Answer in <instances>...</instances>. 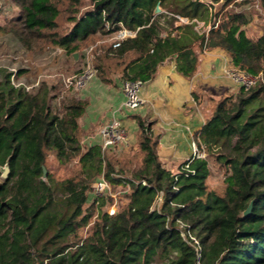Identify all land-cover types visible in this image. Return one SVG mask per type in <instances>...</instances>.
<instances>
[{"label":"trees","instance_id":"obj_1","mask_svg":"<svg viewBox=\"0 0 264 264\" xmlns=\"http://www.w3.org/2000/svg\"><path fill=\"white\" fill-rule=\"evenodd\" d=\"M15 1L19 15L0 24V35L31 54L59 47L68 60L90 39L133 31L96 53L100 76L111 64L121 67L122 80L144 82L173 57L190 78L197 47L219 48L260 78L215 102L197 136L205 156H190L173 171L158 157L151 122L134 116L140 138L128 160L98 144L84 149L86 101L76 91L45 79L26 90L11 81L26 70L0 67V166L9 165L0 177V264H264V34L247 35L243 12H213L200 0H89L83 12L84 0ZM157 2L162 11L153 15ZM259 4L264 12V0ZM59 18L72 25L61 30ZM181 18L186 22L177 25ZM199 22L208 29H196ZM51 158L76 167L55 178ZM211 163L223 172L220 188L208 183ZM99 177L127 187L113 214L103 195L90 193Z\"/></svg>","mask_w":264,"mask_h":264},{"label":"crops","instance_id":"obj_2","mask_svg":"<svg viewBox=\"0 0 264 264\" xmlns=\"http://www.w3.org/2000/svg\"><path fill=\"white\" fill-rule=\"evenodd\" d=\"M186 22L180 19L179 22ZM177 24V22H176ZM199 22L198 30H207V24ZM178 25V24H177ZM198 53L196 72L187 78L176 69L175 59L169 57L160 64L152 78L142 82L139 94L142 103L133 110L124 108L121 67L105 64L103 76L96 73L76 95L86 101L79 118L82 148L101 144L99 129L117 122L124 129L127 142L106 150L113 159L128 160L138 150L140 128L136 117L151 122V130L157 136V153L160 161L169 169L193 155L197 136L211 114L206 99L216 102L232 93L233 82L224 70L231 61L219 48ZM105 78V79H104Z\"/></svg>","mask_w":264,"mask_h":264},{"label":"rangeland","instance_id":"obj_3","mask_svg":"<svg viewBox=\"0 0 264 264\" xmlns=\"http://www.w3.org/2000/svg\"><path fill=\"white\" fill-rule=\"evenodd\" d=\"M210 1H212L213 12L220 11L221 9L224 12H243L249 20L245 26V32L248 36L256 37L264 34V12L260 7L259 0H230L226 5L228 0L222 6L218 5L219 0ZM0 6V24L2 25L8 23L11 18L19 15L20 10L15 0H0ZM88 7H90L89 0H84L80 7V12L85 11ZM58 22L60 23L61 30L67 29L72 25L71 21L65 20L64 18H59ZM206 29H208V25ZM110 42V37L105 36L90 39L84 44L80 52H77L76 60L73 57H67L68 60H66L63 50L59 47L49 48L37 54H31L27 52L19 40L12 38L10 35H0V67L3 66L8 70L14 71L19 68H22L24 71L26 70L27 72L18 78L19 81L15 80L16 82L36 86L40 80L45 79L49 83L57 81L58 85L60 84L64 87L61 75L68 76L81 71L84 68V56L87 52L93 55L92 64L96 74L94 64L96 53L103 46H108ZM237 89L238 86L235 87L234 92ZM205 102L213 110L215 102L210 99H206ZM210 115L208 114L206 117ZM74 164L59 165L56 160L52 158L49 160V168L55 178H64L72 174V171L76 167ZM210 167L212 172L208 177V183L211 187L220 188L223 186V172L212 163ZM127 191V187L110 185V188L103 194L106 204L102 207L109 214L115 213L125 202ZM91 194L93 195V193ZM91 194L90 196L93 197L94 195L92 196ZM92 223L83 228V235L91 229Z\"/></svg>","mask_w":264,"mask_h":264},{"label":"built area","instance_id":"obj_4","mask_svg":"<svg viewBox=\"0 0 264 264\" xmlns=\"http://www.w3.org/2000/svg\"><path fill=\"white\" fill-rule=\"evenodd\" d=\"M205 5L212 10V1L210 0H200ZM1 7V6H0ZM213 11V10H212ZM184 20L183 18H181ZM134 32L122 28L110 37L112 47H118L122 39L127 36H133ZM93 55L86 53L84 56V68L81 69L78 73H74L68 76H62V83L64 87L71 88L72 90L78 92L81 90L87 82L95 75V70L93 67ZM14 71V70H12ZM15 72V71H14ZM225 75L233 82L234 85L238 87H243L248 89L252 87L260 78V74H253L245 70L240 69L234 65H228L224 70ZM11 81L14 85L22 84L25 86L26 90H29L31 86L24 83L16 82L14 75L11 76ZM142 82L140 80H122V92L124 95L123 106L128 110H133L142 103V98L139 94V88ZM99 135L101 137V148L103 151L107 150L110 147L116 146L121 143L127 142L126 134L124 129L120 126L119 123L113 122L110 124L103 125L99 129ZM192 156L203 157L205 154L199 152L197 147L194 148ZM110 188V184L103 178L99 177L94 180L90 192L93 193L95 197H100Z\"/></svg>","mask_w":264,"mask_h":264},{"label":"water","instance_id":"obj_5","mask_svg":"<svg viewBox=\"0 0 264 264\" xmlns=\"http://www.w3.org/2000/svg\"><path fill=\"white\" fill-rule=\"evenodd\" d=\"M228 0H219L218 5L222 6L224 3H226ZM162 11L159 2H157V4L155 5L152 14H158ZM177 24H180V22L178 21ZM164 34V33H163ZM77 52H73L72 53V57L76 60L77 59ZM42 171H43V176H45L46 174V169L44 166H42ZM9 173V165H8V160H6V162L4 163V165L0 166V177L2 179H6ZM251 208V203L248 204V206L242 211V216H245L246 214H248V212L250 211Z\"/></svg>","mask_w":264,"mask_h":264}]
</instances>
